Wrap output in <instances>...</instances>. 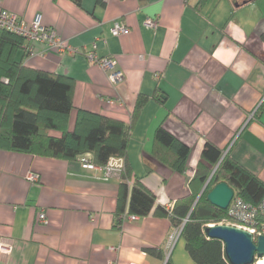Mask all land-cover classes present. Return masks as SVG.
<instances>
[{
	"label": "crops",
	"instance_id": "crops-1",
	"mask_svg": "<svg viewBox=\"0 0 264 264\" xmlns=\"http://www.w3.org/2000/svg\"><path fill=\"white\" fill-rule=\"evenodd\" d=\"M0 0L26 23L36 15L69 45L60 55L35 44L16 59L27 67L73 81L74 109L130 124L137 99L149 98L130 135L135 177L155 198L173 206L211 142L264 182V0ZM156 21L155 28L145 25ZM115 24L128 32L112 36ZM110 59L119 83L89 62ZM157 97L158 100H153ZM76 111L69 118L74 128ZM162 126L190 148L183 174L152 155ZM30 173L38 183L27 180ZM79 162L0 150V264H195L180 237L168 250L170 221L153 213L114 226L120 177L102 181ZM45 211L47 224L38 223ZM156 250L158 253H150ZM160 251V252H159Z\"/></svg>",
	"mask_w": 264,
	"mask_h": 264
},
{
	"label": "trees",
	"instance_id": "trees-1",
	"mask_svg": "<svg viewBox=\"0 0 264 264\" xmlns=\"http://www.w3.org/2000/svg\"><path fill=\"white\" fill-rule=\"evenodd\" d=\"M69 1L76 6L82 2ZM138 1L140 5H146L150 0ZM250 2L253 1L235 2L233 6ZM97 3L104 5V0H97ZM23 48L21 37L0 31V150L66 162H78L81 156L89 155L90 162L98 167L105 166L111 158L122 159L114 212L115 228H121L123 216L144 218L153 213L155 217L168 219L172 229L181 228L179 237L195 264H229L224 256L223 244L205 234L207 226L226 225L227 210L211 205L207 195L216 185L224 183L233 190L236 198L255 206L264 197V182L229 153L224 155L213 143L206 142L188 184V194L167 209L158 207L153 210L156 198L142 180L133 175L128 159L132 129L149 98L140 96L137 99L129 125L76 110L73 105V81L27 67L22 60L16 59ZM152 99L160 101L157 97ZM73 111H76V119L74 128L70 130L69 118ZM189 154L190 148L165 128L159 126L155 130L152 155L170 169L183 174ZM149 251L158 253L156 250ZM256 262L258 260L254 264Z\"/></svg>",
	"mask_w": 264,
	"mask_h": 264
},
{
	"label": "built area",
	"instance_id": "built-area-1",
	"mask_svg": "<svg viewBox=\"0 0 264 264\" xmlns=\"http://www.w3.org/2000/svg\"><path fill=\"white\" fill-rule=\"evenodd\" d=\"M145 25L149 28H155L156 21L148 19ZM0 31H6L21 37L24 41V50L27 57L35 55L33 50L35 44L43 45L48 51H53L60 55H75L82 51L72 47L67 41L58 36L53 29L46 27L42 23L39 15H36L31 22L26 23L23 19L3 9L1 6ZM127 32L128 28L119 24H115L111 29V34L114 37L126 34ZM95 48L96 46L93 45L92 51L87 53L89 62L96 64L101 70L106 72L110 82L114 84L119 83L123 79V73L114 68V64L110 59L98 57L94 52ZM78 162L84 170L101 173L102 176L97 178L102 181H108L114 176L120 177L123 168V161L119 158H111L103 167H98L90 162L89 155L81 156ZM39 178L40 177L36 173H30L27 176V180L32 183H38ZM227 218L228 221L225 222L226 225L247 231L253 236L254 240L259 236H264V197L257 205L253 206L233 196L227 208ZM37 219L38 223L41 225H46L48 222L45 211L43 210L39 211ZM128 219L130 221H136L137 217L128 216ZM180 233L181 228L172 231L168 238V250H170L178 240Z\"/></svg>",
	"mask_w": 264,
	"mask_h": 264
},
{
	"label": "water",
	"instance_id": "water-1",
	"mask_svg": "<svg viewBox=\"0 0 264 264\" xmlns=\"http://www.w3.org/2000/svg\"><path fill=\"white\" fill-rule=\"evenodd\" d=\"M215 170L216 168L211 173L193 206L201 197ZM233 196V190L226 184L221 183L208 193L207 201L211 205L225 211ZM205 234L209 239L218 240L223 244L224 256L229 264H254L256 260L264 259V236H259L254 241L250 233L230 225L207 226Z\"/></svg>",
	"mask_w": 264,
	"mask_h": 264
},
{
	"label": "bare ground",
	"instance_id": "bare-ground-1",
	"mask_svg": "<svg viewBox=\"0 0 264 264\" xmlns=\"http://www.w3.org/2000/svg\"><path fill=\"white\" fill-rule=\"evenodd\" d=\"M159 252H160V251H159ZM257 264H264V259L259 260V261L257 262Z\"/></svg>",
	"mask_w": 264,
	"mask_h": 264
},
{
	"label": "rangeland",
	"instance_id": "rangeland-1",
	"mask_svg": "<svg viewBox=\"0 0 264 264\" xmlns=\"http://www.w3.org/2000/svg\"><path fill=\"white\" fill-rule=\"evenodd\" d=\"M241 1H242V0H239L238 2H241ZM174 230H177V229H174ZM174 230H173V231H174ZM170 235H171V234H170ZM256 264H257V262H256Z\"/></svg>",
	"mask_w": 264,
	"mask_h": 264
}]
</instances>
